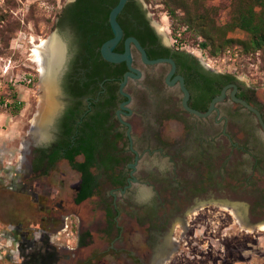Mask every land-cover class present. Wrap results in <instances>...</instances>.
<instances>
[{"label": "rangeland", "instance_id": "obj_1", "mask_svg": "<svg viewBox=\"0 0 264 264\" xmlns=\"http://www.w3.org/2000/svg\"><path fill=\"white\" fill-rule=\"evenodd\" d=\"M72 1L0 0V100L11 102L0 107V264H12L6 260L9 248L14 246L7 236L6 225L14 223L16 218L9 214L20 209L21 199L29 201L26 196L20 198L21 195L14 189L20 179H16L15 185L13 181L18 169L24 168L23 162L29 149L33 145L41 146L36 140L45 138L42 132L31 129L42 112L44 102V114L52 103L51 92L41 86L37 63L31 60V49L33 43L47 39L56 31L64 40L67 39L70 30L61 24L59 18L62 10ZM140 1L157 28L158 25L163 27L160 31L163 39L191 52L212 70L233 74L252 89L253 101L264 107V49L245 52L239 43L219 48L217 39L214 38L211 44L201 35L200 27L185 23L180 9L171 17L162 0ZM233 2L206 0L200 11L206 8L209 18L221 26L230 19ZM218 36L221 37V34ZM227 37L245 39L247 34L235 29L228 32ZM202 43H207V46L203 47ZM13 93L16 94V101L21 102L18 111L9 106L13 104ZM178 116L167 117L161 125L163 138L160 141L165 142L169 156L172 154L171 159L168 156L158 159L167 177L166 182H150L158 190L164 188V196L175 199L166 202L164 210L168 213L173 210L181 212L183 220H173L171 239L166 248L168 252L159 256L154 264H264V149L258 145V139L243 137V131L254 125V120L245 121L240 112L231 115L227 128L236 137L228 140L220 133L222 118L215 122L209 118L198 119L189 113L180 112ZM48 141L46 139L44 144ZM157 142L154 139L155 145H158ZM24 145L28 148L21 149ZM238 145L245 146V150H239ZM249 151L260 154L261 165L255 166L254 154ZM151 159L142 155L137 167L146 166ZM61 172L65 178L62 192L70 202L72 192L69 185L76 182L77 175L69 165L58 163L49 174V183L54 187L61 185ZM140 174L139 177L145 179L142 170ZM201 180L205 187L194 196L195 193L188 187ZM107 186L106 180L101 178L94 196L71 206L75 214L66 221L68 235H58L57 242L75 246L78 230H87L88 236H85V244L76 249V257H72L69 264L90 257L91 252L106 249L109 245L114 231L112 234L109 230L105 231L108 226L103 200L107 204L111 201ZM133 188L141 189L149 199L152 198L149 186L138 183L133 184ZM116 194L120 210L117 222L124 226L118 242L122 239L124 244L114 245L116 248H128L146 260L150 249L147 244L151 241L150 231L146 224H139L136 220L142 215L137 211L141 210L143 203H134L119 192ZM196 201L205 204L195 207ZM192 206L195 208L190 210ZM129 239L132 241L129 242ZM93 264L135 263L126 262L122 255L117 256L114 263L112 257L106 255Z\"/></svg>", "mask_w": 264, "mask_h": 264}, {"label": "flooded vegetation", "instance_id": "obj_2", "mask_svg": "<svg viewBox=\"0 0 264 264\" xmlns=\"http://www.w3.org/2000/svg\"><path fill=\"white\" fill-rule=\"evenodd\" d=\"M135 1L134 9L124 13L122 18L130 24L134 31L145 37V45L142 47L148 59L162 58L165 60L154 64L145 63L141 59L140 53L132 45L131 66L141 72L140 77L129 76L126 84L121 88L124 73L129 71V68L125 62H120L119 68L110 65L108 68L110 75L102 76L98 82L91 81L87 86H75L78 78L86 79L88 68L83 67L82 56L75 51V45H72V36L68 35L65 39L68 48L67 55L58 77L57 86L59 89L58 102L61 107L54 116L49 141L41 146L33 145L29 149L23 162L24 168L18 169V174L13 181L15 185L16 179H20L14 189L21 195L20 198L26 196L29 201L21 199L20 209L9 214L15 216V222H9L6 225L7 236L10 237L13 242L11 244L14 245L13 248H9L10 252L6 254V260L11 261L12 264H69L72 257H76V249L85 244V236H88L87 230L85 232L78 230L75 246L70 247L57 242L58 235L66 234L67 219L75 214L71 206L79 204L75 202V199L81 190L82 172L73 168L66 159H60L51 167L49 163L56 144L65 137L62 131L64 125L70 126L71 124L68 117L72 113L77 115L76 123L84 124L86 121L92 124L94 117L99 120L97 128L100 131H103L102 127L107 130V134L103 133V143L99 144L100 146L93 152L95 160L90 163L89 170L95 176L94 180L97 185L101 178L108 184L107 191L111 201L107 204L103 200L108 226L105 231L109 230L111 234L114 231V233L106 249L91 252L90 257L94 256V258L90 264L101 261L106 255H110L114 263L117 262V256L122 255L126 262L154 264L159 256L162 257L166 251L168 252L166 248L171 239L173 220H183L181 212L173 210L172 213H168L164 210L167 208L165 203L175 199L164 196V188L158 190L150 182V180L166 182L167 177L162 172V164L158 162V159L166 156L170 159L172 157V154L169 156V153L166 152L168 149L165 142L160 141L163 138L161 125L167 117L174 118L170 116L179 115L180 112L188 113L181 104L183 91L177 76L183 78V86L188 91L187 104L191 107L204 103L213 86H217L214 83V78L220 72L203 64L191 52L163 39L160 32L163 31V27L160 28L158 25L157 28L156 24L151 21L150 14L146 11L143 3L140 0ZM123 41L122 48H124ZM168 59L174 63L173 70V65ZM101 60L106 61L102 57ZM133 73L136 75L135 72ZM228 84L237 86L235 92L237 97L239 95L247 97L249 104L264 111L263 106L260 107L253 101L252 89L247 87L248 85L237 79L235 82L224 84L223 87ZM53 88L55 89V86ZM70 91L78 92V94L74 96L69 93ZM231 91L232 87H229L224 99L204 119L209 118L211 121L218 122L222 118L223 126L220 133L229 140L236 136L227 128L228 119L231 115L240 112L245 121L249 122L251 118L254 120V125L243 131V137L258 139V145L264 149V141L259 132L260 126L255 116L231 99ZM51 100L57 105L56 99L52 98ZM198 119L202 118L198 117ZM87 129H90V125L87 126ZM128 129H130L129 135ZM137 129L140 132L136 131ZM154 135H157V138H154ZM154 139H157L158 145L154 144ZM237 147L239 150H245L243 145ZM25 148L21 146V149ZM252 154H254L253 157L261 158L258 153ZM142 155H147L152 159L146 166L138 168L137 165ZM76 160L81 162L85 158L80 154L76 156ZM62 162L69 165L77 175L76 182L69 185L72 192L70 202L62 192L65 187L63 172L59 175L61 185L54 187L49 183V174L58 166V163ZM105 169L107 173L104 172ZM141 170L145 179L139 177ZM112 181H116V184H113ZM138 183L150 187L152 190L151 199L141 189L133 188V184ZM117 192L134 203H143L141 210L137 211V214L142 215L136 220L139 224H146L150 231L151 241L147 242L150 249L146 260L138 257L128 248L123 246L116 248L114 245V243L124 244L122 239L118 242L124 231V226L118 225L117 222L120 213L117 206ZM22 206L23 209L28 208V210L23 211ZM108 207L111 210L113 224H110L107 219ZM131 241L132 239H129V242ZM90 257L76 260L75 264H87L86 261Z\"/></svg>", "mask_w": 264, "mask_h": 264}, {"label": "trees", "instance_id": "obj_3", "mask_svg": "<svg viewBox=\"0 0 264 264\" xmlns=\"http://www.w3.org/2000/svg\"><path fill=\"white\" fill-rule=\"evenodd\" d=\"M167 9L168 15L174 17L176 10L180 9L183 12L182 19L187 24H194L200 27L201 35L209 43H214V38L217 39V47L223 48L225 46L239 43L241 48L245 51H257L264 49V0H234L230 11V19L221 26H217L215 21L209 18L207 9L200 11L203 2L206 0H162ZM135 0H127L122 12L117 16V21L123 30V37L117 44L115 51L121 52L122 41L127 36H135L142 46L145 44V37L134 31L128 22H126L122 15L134 9ZM117 3V0H73L62 10L60 14V22L67 29L70 30L75 51H77L83 59V67L88 68L86 71V79L78 78L75 86H87L89 82H98L104 75H110L108 68L110 65L120 66V63L113 64L101 60L100 46L101 44L112 37V31L108 22V13L110 9ZM240 29L247 34L245 39H235L227 37V33ZM215 33V37H214ZM221 34V37L218 36ZM203 47L207 43L201 44ZM237 78L231 73H218L215 75L212 90L208 93L204 103L201 105H192L199 111H205L210 100L220 93L221 88L228 82H235ZM72 95H77L78 92L70 91ZM13 104L11 106L15 111L21 107V102L17 103L16 94H11ZM248 102L247 97L239 95ZM264 117V111L258 109ZM170 117H178V115ZM71 120L70 126L66 124L63 127L64 138L60 139L52 152L50 159V167L55 165L60 159H66L70 165L82 172L81 190L77 195L75 202L80 203L83 200L92 197L97 192V183L95 176L89 170V165L95 160L94 150L99 144L103 143V133L107 134V130L102 127L103 131L97 128L99 120L93 117L92 124L84 122V124L76 123L77 115L72 113L68 117ZM90 125V129L87 126ZM96 127V128H95ZM62 151V152H60ZM82 154L84 161H77L76 156ZM255 166L261 165L262 159L254 156ZM49 167V168H50ZM107 173V170L105 171ZM116 184V181H112ZM204 181H197L189 185V190L192 193H197L204 189ZM110 208H107L108 222L113 224L111 219ZM94 256L90 257L86 263Z\"/></svg>", "mask_w": 264, "mask_h": 264}, {"label": "water", "instance_id": "obj_4", "mask_svg": "<svg viewBox=\"0 0 264 264\" xmlns=\"http://www.w3.org/2000/svg\"><path fill=\"white\" fill-rule=\"evenodd\" d=\"M127 0H117V3L110 9L109 13H108V22L112 31V37H110L109 39L105 40L101 46H100V54L102 56L103 59H105L108 62L111 63H120V62H125L127 67L129 68V71L124 73V77L123 80L121 82V88L126 84L128 77L129 76H136V77H140L141 76V72L139 70H137L136 68L131 66V61H132V53H131V47L132 45L137 49V51L140 53L141 59L145 62V63H149V64H154V63H159L161 61H164L165 59L159 58V59H148L146 52L144 50V48L142 47V45L140 44V42L138 41L137 38H135L134 36H127L123 43H124V48L122 52H118L115 51V47L118 44V42L120 41V39L123 36V30L121 25L118 23L117 21V16L118 14L122 11V9L124 8L125 4H126ZM49 40H58L61 45H62V50H61V60L59 62V64L57 65L56 71L53 75V83L55 86V93H54V97L57 101V105L56 108L53 110L52 114L49 116V119L45 120L41 125L39 126H33L31 130H38L39 132H42L44 134V139H39L36 140V143L39 144H44L46 139L48 140L50 137V129H51V125L53 123V119L54 116L56 115V113L58 112V110L60 109V103L58 102V95H59V89L57 88L58 86V77L62 71V68L64 66V62L66 59V55H67V43L66 41L60 36V34L56 31L53 32L49 37ZM168 61H170L173 65L172 70L174 69V63L168 59ZM135 72L136 75L133 73ZM177 78L179 79L180 83L182 86L181 90L183 91V96L181 99V104L182 107L190 114L195 115L199 118H206L207 116H209L215 109L216 106L219 102H221L225 95H226V91L229 87H232V91L230 93V97L231 99L236 102L239 103L240 105H242L244 108H246L247 110H249L250 112H252V114L255 116L256 121L258 122L259 126H260V135L262 140L264 141V121H263V117L261 115V112L254 107L253 105L249 104L246 100L239 98L235 95L237 86L235 84H228L226 86H224L222 88V90L220 91V93L216 96H214L209 105L208 108L205 111H199L195 108L190 107L187 104V99H188V91L187 89L183 86V78L181 76H177ZM129 131L130 129H128L127 133L129 135ZM26 148H28V145H26ZM197 204L195 205V207H199L201 204H205V202L202 201H197ZM230 206V205H229ZM194 206L192 208H190V210H193V208H195Z\"/></svg>", "mask_w": 264, "mask_h": 264}, {"label": "bare ground", "instance_id": "obj_5", "mask_svg": "<svg viewBox=\"0 0 264 264\" xmlns=\"http://www.w3.org/2000/svg\"><path fill=\"white\" fill-rule=\"evenodd\" d=\"M61 50V43L56 39L49 40V38L41 39L38 43H33V48L31 49V55L33 56L31 60L37 63V71L40 73L41 86L42 88L44 87L46 89H49L52 98H54L53 93H55L56 91L53 88V75L56 71L57 65L61 60ZM55 108V103H50L49 109L47 110L46 114H44L46 109V105L44 102V105H42V112L35 120L34 126L37 127L41 125L45 120L49 119V116L52 114Z\"/></svg>", "mask_w": 264, "mask_h": 264}, {"label": "built area", "instance_id": "obj_6", "mask_svg": "<svg viewBox=\"0 0 264 264\" xmlns=\"http://www.w3.org/2000/svg\"><path fill=\"white\" fill-rule=\"evenodd\" d=\"M27 81L29 82L30 78ZM9 103H11L9 100H4L3 102L0 100V107L2 105L7 106ZM17 103H19V101H17Z\"/></svg>", "mask_w": 264, "mask_h": 264}]
</instances>
